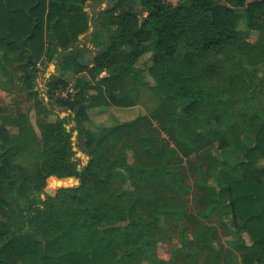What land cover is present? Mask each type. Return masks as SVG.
<instances>
[{"label": "trees", "instance_id": "1", "mask_svg": "<svg viewBox=\"0 0 264 264\" xmlns=\"http://www.w3.org/2000/svg\"><path fill=\"white\" fill-rule=\"evenodd\" d=\"M84 1L0 0V53L10 54L11 62H26L29 67L39 61L56 60L57 73L47 79L46 95L53 105L71 111L85 102L73 120L90 156L78 171L70 160L73 151L66 120L56 115L52 121L39 122L41 144L36 151L35 171H28L24 183L16 185L18 164L11 155L17 148L13 143L21 138L20 133L33 130L22 119L23 114L7 118L16 106L6 100L7 94H0V188L7 187L17 204L19 198L23 200L16 213L0 197V264H123L126 254L132 252L134 247L127 248L126 239L131 227L139 223L140 217L133 212L136 200L123 208L121 193L91 197L87 189L101 187L113 174L114 160L100 166L95 157L105 134L112 135L123 125L134 127L137 120L102 131L87 127L86 122L89 110L111 103L125 105L118 101L117 91L126 78L144 83L143 72L135 62L146 51H152L148 72L155 84L151 89L177 128L201 126L215 139H223L226 148L239 147L236 166L240 176L224 180L222 168H218L214 202L232 213L242 263L264 264V179L255 166L256 157L264 150V119L250 144L240 139L237 124L231 133L211 130V116L221 110L202 101L207 77L214 70L204 63L205 57L232 48L242 51L250 31L259 27L264 0H117L112 7L96 10L91 17V34L100 36L101 42L100 50L88 58L92 83H82L73 98H60L56 92L68 86L67 75L87 70L80 62L86 46L78 42L79 35L90 26ZM240 22L242 29L237 28ZM101 45H105L104 50ZM21 68L22 90L28 98H35L39 116L52 114L39 98L36 75L26 73L24 65ZM104 70L108 74L98 78ZM89 89L92 92L88 93ZM220 99L219 107H226ZM8 124L17 128L11 136ZM142 168L133 167V174H139ZM40 192L49 194L53 207L45 223L32 216ZM25 225L41 231L46 242L28 234ZM48 230L50 235L46 234Z\"/></svg>", "mask_w": 264, "mask_h": 264}, {"label": "rangeland", "instance_id": "2", "mask_svg": "<svg viewBox=\"0 0 264 264\" xmlns=\"http://www.w3.org/2000/svg\"><path fill=\"white\" fill-rule=\"evenodd\" d=\"M82 5L90 19V27L78 37L79 44L86 46L82 64L87 70L67 75L69 84L63 90L72 87L74 92L71 95L64 93L62 98H73L79 86L90 81L88 69L92 63L88 58L100 50L101 42L100 36L94 38L91 34V17L96 10L112 7L114 0H85ZM258 22L259 27L250 31L242 51L232 48L209 54L204 61L214 70L207 77L202 101L208 107L215 104V108L221 110L211 116L214 128L210 129H226L231 133L234 124H237L240 139L250 144L254 142L256 131L264 119V15L258 17ZM242 25L240 22L237 28L242 29ZM50 46L52 48L53 45ZM183 51L185 53L186 50ZM10 60L0 54V94H7L5 99L16 106V111L8 112L7 118L23 114L22 119L33 130L20 133L21 138L18 136L13 143L17 149L11 159L18 164L14 172L15 184H23L27 172L35 171L38 161L36 151L41 144L39 122L52 121L56 115L66 120L65 128L70 132L73 151L70 160L77 170H81L87 164L85 156L89 154L75 129L74 111L53 105L46 95V81L57 73L56 60L39 61L30 67L25 62L27 71L38 78L35 88L39 98L52 110V114L45 116H39L34 106L35 98H28L22 90L21 67L24 63ZM50 64L54 66L50 67ZM151 64L152 51L144 52L135 62L143 72L144 83L136 84L131 77L124 80L117 96L118 101L125 105L111 103L88 111L90 119L86 126L96 131L134 119L137 121L134 127L123 125L112 135L105 134L102 140L98 139L97 145L101 140L100 150L95 157L100 166L114 160L113 174L101 187H88L87 194L101 197L121 193L123 208L131 204V200H136L133 212L134 216L140 217L139 223L131 227L126 239V247L134 248L126 254L123 264H243L232 213L225 212L214 202L213 191L217 185L215 173L218 168H222L221 177L224 180L240 176L236 166L239 147L226 148L223 139H215L201 126L184 125L178 129L160 108L159 100L151 89L155 84L148 72ZM107 74L108 70H104L98 78ZM219 98L225 101L226 107H219ZM14 126L8 124L6 127L10 136L17 131ZM135 166H143L136 175L132 170ZM255 166L264 179V150L256 157ZM0 197L16 213L23 202L19 198L17 204L5 186L0 188ZM52 213L49 194L38 193L32 216L45 223ZM23 229L38 237L43 244L46 242L47 237L41 231L33 230L29 225ZM46 234L50 235L51 231H46ZM242 235L248 244L246 233Z\"/></svg>", "mask_w": 264, "mask_h": 264}, {"label": "water", "instance_id": "3", "mask_svg": "<svg viewBox=\"0 0 264 264\" xmlns=\"http://www.w3.org/2000/svg\"><path fill=\"white\" fill-rule=\"evenodd\" d=\"M116 2V0H114V3ZM89 24H90V21H89ZM90 27V26H89ZM105 49V45H101V50H104ZM82 60H85V58L84 57H82V58H80V62H82ZM51 66H54V64H50V67ZM24 68H25V72L27 73V70H26V64L24 65ZM38 78L36 77V80H37ZM82 106V104H79L77 107H76V110L74 111V114H76L78 111H79V109H80V107ZM68 111H70V110H68ZM73 133H76V131H74ZM72 138V140H73V136L71 137ZM97 142H98V140L95 142V144H94V146H93V148H95L96 147V145H97ZM73 143V142H72ZM75 149V148H74ZM76 158V160H79V158L78 157H75ZM85 159H86V162L89 160V155H86L85 156ZM80 170V168H78V171Z\"/></svg>", "mask_w": 264, "mask_h": 264}, {"label": "built area", "instance_id": "4", "mask_svg": "<svg viewBox=\"0 0 264 264\" xmlns=\"http://www.w3.org/2000/svg\"><path fill=\"white\" fill-rule=\"evenodd\" d=\"M73 92H74L73 88L70 87V88H68L66 90H58L56 92V94H57V96L62 97L64 95V93L71 95Z\"/></svg>", "mask_w": 264, "mask_h": 264}, {"label": "crops", "instance_id": "5", "mask_svg": "<svg viewBox=\"0 0 264 264\" xmlns=\"http://www.w3.org/2000/svg\"><path fill=\"white\" fill-rule=\"evenodd\" d=\"M1 54V53H0ZM4 57H6L7 56V58L8 59H12V55H10V54H8V55H6V54H2ZM26 63H24L23 65H25Z\"/></svg>", "mask_w": 264, "mask_h": 264}]
</instances>
